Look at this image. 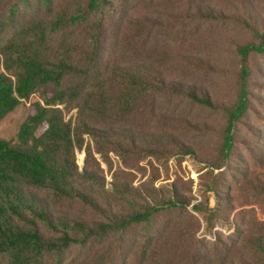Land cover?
Masks as SVG:
<instances>
[{
  "label": "trees",
  "instance_id": "16d2710c",
  "mask_svg": "<svg viewBox=\"0 0 264 264\" xmlns=\"http://www.w3.org/2000/svg\"><path fill=\"white\" fill-rule=\"evenodd\" d=\"M124 7L117 0H71L61 7L54 0H0V119L29 102L16 142L0 138V264H179L189 255L170 222L188 200L176 189L165 195L108 182L94 159V153L129 155L133 149L143 157L191 151L171 132L127 128L158 94L216 106L196 86L165 78L167 55L140 60L136 44H146L148 33L139 16L125 19V38L114 47L120 58L108 52V26L118 29L113 23L128 11ZM196 17L218 19L199 7ZM237 23L257 42L236 48L241 69L236 101L225 107L223 161L250 107L249 57L264 55V31L244 17ZM60 106L75 109L74 116L67 119ZM79 151L85 153L82 168ZM173 229L171 242L166 232ZM130 237L139 241L128 263L121 251ZM252 245L264 255V236Z\"/></svg>",
  "mask_w": 264,
  "mask_h": 264
},
{
  "label": "rangeland",
  "instance_id": "374dc122",
  "mask_svg": "<svg viewBox=\"0 0 264 264\" xmlns=\"http://www.w3.org/2000/svg\"><path fill=\"white\" fill-rule=\"evenodd\" d=\"M68 1L71 0H54L58 7ZM117 1L129 9L121 13L122 19L114 21L118 29L108 26V52L120 58L115 48L125 38V19L137 15L144 23L140 26H146L148 33L146 44H136L140 60L152 63L154 55H167L162 64L165 78L196 86L216 106L210 108L170 94L156 95L143 112L127 121V128L171 132L191 151L183 155L163 149L159 155L148 157L136 154L134 149L129 155L94 153L100 174L108 182L126 183L149 192L158 190L159 194L169 195L176 189L188 200L186 211L170 217L171 225L183 235L189 250L188 257L179 264H264V255L252 245L258 236H264L263 54L251 53L249 57L250 107L235 126L229 157L223 161L220 155L225 107L237 98L241 62L236 48L257 42L252 32L237 22L244 17L264 31V0ZM197 7L215 11L218 19L196 17ZM114 34L117 39H113ZM28 105L24 102L0 119L1 139L16 142ZM60 107L67 119L76 112L68 106ZM76 157L82 168L85 153L79 151ZM197 204L203 211L194 208ZM208 207L212 210L205 209ZM86 216L92 217L88 212ZM174 229L166 232L171 242L176 240ZM138 241L130 237L129 245L121 251L124 261H131Z\"/></svg>",
  "mask_w": 264,
  "mask_h": 264
}]
</instances>
